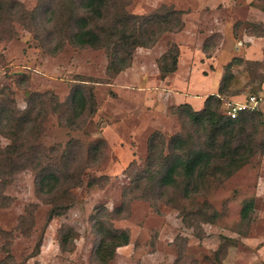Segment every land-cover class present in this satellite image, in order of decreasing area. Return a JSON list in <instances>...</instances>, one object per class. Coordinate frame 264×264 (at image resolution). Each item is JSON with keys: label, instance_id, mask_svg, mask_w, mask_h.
<instances>
[{"label": "rangeland", "instance_id": "obj_1", "mask_svg": "<svg viewBox=\"0 0 264 264\" xmlns=\"http://www.w3.org/2000/svg\"><path fill=\"white\" fill-rule=\"evenodd\" d=\"M19 1L39 14L26 25L9 24L14 16L3 11L8 20L0 25V111L10 115L32 105V142L25 152L32 160L3 156L11 143L4 125L12 123H2L0 162H12L15 170L7 183L0 179V195L6 196L0 197V259L10 243L9 264H105L97 256L99 217L103 227L130 234L106 264H264V155L227 177L207 174L202 182L185 183L177 176L167 188L151 179L165 168L173 136L187 140L185 148L204 145L199 128L177 110L182 98L176 92H186V81L196 88L193 96L216 93L226 64L240 57L244 62L232 68L235 99L259 93L260 84L264 92V0H116L140 16L172 7L183 12L184 22L153 47H138L132 65L118 74L108 71L104 47L68 40L70 12L58 11L50 22L52 0L40 9V0ZM171 42L181 54L170 87L178 99L169 100L157 63ZM78 87L94 92L97 109L71 121ZM154 133L160 143L149 167ZM24 162L22 169L15 165ZM50 163L80 173L83 183L71 188L67 182L54 195H41L37 173ZM205 201L218 212L213 222L198 212ZM54 203L68 208L49 221ZM246 205L251 209L242 219Z\"/></svg>", "mask_w": 264, "mask_h": 264}, {"label": "trees", "instance_id": "obj_2", "mask_svg": "<svg viewBox=\"0 0 264 264\" xmlns=\"http://www.w3.org/2000/svg\"><path fill=\"white\" fill-rule=\"evenodd\" d=\"M43 1L40 0L37 8L45 6ZM48 8L47 10L51 13L50 22H55L59 17L58 11L59 13L70 12L68 40L71 43L80 47L91 46L106 49L109 57L108 71L111 74H118L129 68L138 47H153L164 33L179 31L184 26L181 17L183 12L167 6H162L147 16L128 12L124 8V4L119 6L116 4V0H58L57 2L52 0V6ZM262 9L264 10V3ZM3 11L14 16L9 17V22L18 21L24 25L27 24L28 18V21H35L39 14V12L27 11L19 0H0V25L8 20V17L3 16ZM180 54L179 45L176 42H171L168 49L158 59L161 79H166L179 69ZM242 62H244L243 58L235 57L226 64L216 93L207 95L204 105L200 109H196L189 102L180 103L177 106V110L185 113L189 121L199 128L200 137L205 138L204 145L197 148H185L188 141L181 135L173 136L171 141L175 144L170 155H165V168L159 171L156 177H151V179H157L162 188L174 185L177 182V176L184 178L185 183L187 181L189 183L192 181L202 182L207 174L214 176L219 174L227 177L247 164L255 155H264V111L260 109V105L254 109L242 111L236 118L228 115L224 108L225 99L237 96V92L232 90L234 78L232 68ZM261 77L263 84L264 75ZM259 89L260 92L255 94L264 96L261 84ZM71 98L72 115H69L71 121L85 116V112L88 113L86 116H91L96 112L97 103L93 91H89L87 95L84 94L81 87H78L73 90ZM4 111H0V125L9 120L12 127L4 125L9 128L8 138L11 143L4 148L3 156L7 159V155L10 154L8 158L10 161L13 158L18 159V162L22 158L31 161L29 156H25V152L27 147L31 148L32 142L31 135H29V131L32 130L31 123L34 121L32 105L24 111H11L10 115L6 114V110ZM88 121L87 117L83 122ZM34 127L39 128V123ZM161 142L164 143L162 139ZM159 143L160 140L154 133L149 138V167L153 165V152ZM10 161H5L4 164L0 162V179L4 183H7V181L5 182L6 176L14 174L15 166ZM25 162L21 165L15 163V165L22 169L28 164ZM52 163L43 166V173H37V188L41 195H54L58 188L67 182L71 184V188L83 183L80 173L70 174L65 169H55L51 167ZM198 189L200 188L198 187ZM190 195L193 197V192ZM0 197L5 198L6 196L0 195ZM66 208H68L67 205L54 203L50 209L48 220L63 215ZM250 209V205L244 207L242 219L248 218ZM198 212L205 216L207 222H213L218 216L217 210L212 209V206L206 201L203 202ZM22 219L25 221L24 217ZM96 221L99 222L97 223L98 230L103 235L97 256L106 264L107 260L114 257L118 247L129 243L130 234L125 230L114 229L110 226L103 227L99 217ZM3 233H0L2 237ZM7 246L8 255L4 259H0V264H9L12 257L9 250L10 243Z\"/></svg>", "mask_w": 264, "mask_h": 264}, {"label": "built area", "instance_id": "obj_3", "mask_svg": "<svg viewBox=\"0 0 264 264\" xmlns=\"http://www.w3.org/2000/svg\"><path fill=\"white\" fill-rule=\"evenodd\" d=\"M263 100L264 96L252 93L244 99H225L224 108L228 115H230L232 118H236L242 111L256 108Z\"/></svg>", "mask_w": 264, "mask_h": 264}, {"label": "crops", "instance_id": "obj_4", "mask_svg": "<svg viewBox=\"0 0 264 264\" xmlns=\"http://www.w3.org/2000/svg\"><path fill=\"white\" fill-rule=\"evenodd\" d=\"M177 72V71H176ZM187 83H186V85H187V88H186V92H182V93H180V92H176V94L178 93V97L179 96H181V100H179V102L180 103H184V102H189L190 104H192L196 109H200L203 105H204V100H205V98L207 97V95L206 96H199V97H196V96H193V94L192 93H194V92H196V88H194L193 87V85H191L190 83H189V81H186ZM161 84L163 85V86H165L166 85V89L167 90H170V91H168L167 92V95L168 96H171L172 98H170V97H168L167 96V99L169 98V100H171V99H178V97H173L174 95H173V93H172V91H171V89H170V87L173 85V80L171 79V75L169 76V77H167L166 79H164V80H162L161 81ZM165 84V85H164ZM190 88V89H189ZM191 88H194V90L193 89H191ZM217 89H218V87H217ZM214 90V89H213ZM214 91H217V90H214ZM174 94H175V92H174ZM264 101V100H263Z\"/></svg>", "mask_w": 264, "mask_h": 264}]
</instances>
